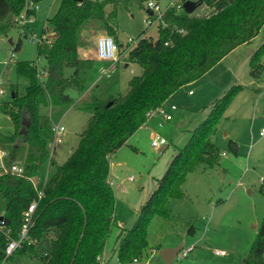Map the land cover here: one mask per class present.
I'll use <instances>...</instances> for the list:
<instances>
[{
	"label": "trees",
	"instance_id": "trees-1",
	"mask_svg": "<svg viewBox=\"0 0 264 264\" xmlns=\"http://www.w3.org/2000/svg\"><path fill=\"white\" fill-rule=\"evenodd\" d=\"M136 1L142 6L149 0ZM201 1L208 15L178 12L171 7L157 22L155 39L140 36L133 45L120 46L115 36V6L119 0H60L55 14L46 19L44 30L51 36L50 43L37 44V56L44 57L45 66L39 70L35 61H17L15 72L26 78L27 84L21 93L14 90L11 100L0 105V112L9 117L12 126L9 133L0 130V149L7 154L6 163H12L18 150L24 149L21 174L2 172L0 168V264L26 253L41 264H99L98 257L111 231L115 200L108 179L109 155L144 125L149 111L200 78L234 48L251 41L264 25V0ZM30 2L36 4L35 0H0V33H6L23 11L26 16L34 13ZM147 12L151 19L153 13ZM97 21L119 49L127 50L126 62L140 65L141 74L129 80L123 96H90V115L77 146L48 179L34 183L44 162L54 164L49 151L54 134L51 126L42 122L40 108L70 104L69 90L79 94L85 91L93 60L78 56V47L87 44L80 30ZM12 45L18 49L20 41ZM263 55L264 42L250 57V74L254 77L264 71ZM233 93L228 91L215 101L189 143L178 148L157 180L134 226L119 232L114 264H131L142 258L148 247L150 221L155 216H168L170 200L183 196L181 186L186 175L200 166L209 168L219 163V149L209 134ZM33 201L36 206L26 236L6 256L7 243L19 238L23 212ZM52 230L55 235L49 239V250L38 253L36 246ZM243 264H264V216Z\"/></svg>",
	"mask_w": 264,
	"mask_h": 264
},
{
	"label": "rangeland",
	"instance_id": "rangeland-1",
	"mask_svg": "<svg viewBox=\"0 0 264 264\" xmlns=\"http://www.w3.org/2000/svg\"><path fill=\"white\" fill-rule=\"evenodd\" d=\"M35 1V11L25 21V33L16 26V18L6 33H0V74L9 53H14V59L6 66L0 105L2 101L11 100L14 90L21 93L27 84V79L15 72L17 61H35L39 70L45 66L44 57L37 56V44L41 38L44 42L46 36L50 38L48 31L44 30L46 19L55 14L60 0ZM120 1L115 6V36L119 44L129 45V38L135 41L140 36L155 39L158 24L146 23V3L141 6L136 0ZM157 2L162 10L171 5L178 12L184 11L180 7L183 0ZM202 9L203 5H199L192 13ZM157 16L154 13V18ZM99 25L97 21L80 30L88 46L96 37L107 35ZM9 39L12 43L8 42ZM18 40L19 48L13 49L12 44ZM263 42L264 25L251 41L234 48L200 78L182 86L165 101V106L174 105L176 108L173 111L168 109L171 121L163 122L158 113L151 112L127 143L109 155V182L115 200L111 231L101 254V261L105 264L117 262L119 232L134 226L140 207L156 188L157 180L170 166L178 148L189 143L215 101L228 91L234 93L209 134L210 141L219 149V163L209 168L200 166L186 175L181 186L183 196L170 200L167 217H153L147 228L145 255L131 264H165L159 250L175 247L182 241L183 249H191L186 257L177 253L170 264L244 263L264 216V133L259 135L264 128V71L257 77L250 74V57ZM118 55L119 59L107 75L100 74L103 68H107L105 62L93 61L86 74L85 91L79 94L69 90L70 104L40 108L42 122L51 127L62 126L63 130L55 132L54 144L49 147L54 164L49 166V161L44 162L36 172L34 183L48 179L77 146L90 115V96L101 99L123 96L128 91L129 80L141 74L137 62H126L127 50L119 51ZM261 62L264 64V55ZM11 129L9 117L0 112V130L9 133ZM155 136L165 140L160 150L151 146ZM23 156L22 147L13 162L23 164ZM189 228L192 233H188ZM51 237L45 236L36 246L38 253L49 250ZM215 250L224 253L219 255ZM3 264L41 263L26 253L14 255Z\"/></svg>",
	"mask_w": 264,
	"mask_h": 264
},
{
	"label": "built area",
	"instance_id": "built-area-1",
	"mask_svg": "<svg viewBox=\"0 0 264 264\" xmlns=\"http://www.w3.org/2000/svg\"><path fill=\"white\" fill-rule=\"evenodd\" d=\"M30 7H33L34 9L36 8V4L33 5L32 2L29 3ZM146 9L150 12H152V19H145L146 23L149 25L155 24L157 23L163 13L167 10L170 9L172 6H168L165 9H161L160 5L158 3H156L154 0H149L146 2L145 4ZM182 5H180L181 7ZM182 8V7H181ZM154 13H156L158 16L156 18H154ZM193 14L195 15H208V12L205 10V8L203 7L202 11H198V12H194ZM156 16V15H155ZM26 13L25 11H23L19 17L16 18L15 20V24L17 27L20 28V32H26L25 31V27H26ZM28 21H31V19H28ZM27 29V28H26ZM50 35H48L49 37ZM43 38L40 39L39 43H46L49 44L51 41V36L49 39H47V36L45 38V42L42 40ZM128 44L129 46L133 45L136 40H132V39H128ZM14 49V48H13ZM119 45L113 40L112 37L104 35V36H99L96 40V56L104 61H109L111 62L110 66H108L107 68H103L100 72V74L104 75L106 73L109 74V72L113 69L114 67V63L119 59ZM14 59V53L11 51L7 57V60L4 61V67L2 69V72L0 74V95L4 94V88H3V83L5 81V75H7V70H6V66L8 61H12ZM107 75V74H106ZM189 93H191V91H189ZM168 109L170 111L175 110V106L171 105L169 106V108H167V106L164 105V103L160 106H158L157 108H155L152 111H149L147 113V117L149 116V114L151 112H156L158 113L163 122H167L170 121L172 119V115L171 113L168 111ZM53 134H55V132H60L63 130L62 126H58L55 125L53 127H51ZM264 133V128H261L259 135H263ZM54 144V142H53ZM165 144V140L159 136H155L153 137L152 141H151V146L160 150L161 147ZM6 156V152L0 149V168L2 172H8L11 174H15V175H19L22 173L23 171V165L19 164V163H15L12 162L10 164L5 162V157ZM41 191H38V197L41 196ZM36 206V201H33L31 204L28 205V207L25 209V211L23 212V223L21 226V230H20V234H19V238L18 239H9L6 249H5V254L6 256L11 255L14 250L16 248H18L20 246L21 241L25 238L26 236V232L28 229V226L31 223V219H32V214L34 212ZM191 249L190 248H182L178 253L181 254L180 256L182 257H186L188 254V251ZM216 254L222 255L224 252L223 251H219V250H215ZM99 260V264H105L104 261H101V256L98 257ZM139 259H134L133 262H138Z\"/></svg>",
	"mask_w": 264,
	"mask_h": 264
},
{
	"label": "water",
	"instance_id": "water-1",
	"mask_svg": "<svg viewBox=\"0 0 264 264\" xmlns=\"http://www.w3.org/2000/svg\"><path fill=\"white\" fill-rule=\"evenodd\" d=\"M77 1H80V0H77ZM201 4H202L201 0H197V1L185 0L182 3V8L186 13L190 14L195 10L197 6ZM8 42L12 43V40L9 39ZM11 97H13V92L11 94ZM183 246H184V241H182L180 244H178L175 247L162 248L159 250V256L165 264H170L176 257L177 253L183 248Z\"/></svg>",
	"mask_w": 264,
	"mask_h": 264
},
{
	"label": "crops",
	"instance_id": "crops-1",
	"mask_svg": "<svg viewBox=\"0 0 264 264\" xmlns=\"http://www.w3.org/2000/svg\"><path fill=\"white\" fill-rule=\"evenodd\" d=\"M31 31V33H33L34 31H33V29L32 30H30ZM28 32H29V30H28ZM97 38L98 37H96V39L95 40H92V41H90V45L88 46L87 44L86 45H84V46H82V47H78V50H77V53H78V56L79 57H81V58H88V59H92L93 61H99V60H101V59H99L97 56H96V40H97ZM92 44V45H91ZM88 46V48L86 49V48H84V47H87ZM120 46H122V45H120ZM119 46V47H120ZM119 51H122V49H119ZM102 61H104V60H101V61H99V62H101V63H104L105 62V64L107 65L106 67H108V66H110V64L111 63H109V61H104V62H102ZM165 103V102H164ZM167 108H169V107H167ZM172 120V119H171ZM170 120V121H171ZM168 122V121H167ZM7 155V154H6ZM5 158V162H6V156L4 157ZM108 179H109V176H108ZM33 180L35 181L36 179H35V177L33 178ZM52 236V237H54V235H55V231H50L46 236ZM51 237V238H52ZM106 262V261H105ZM107 263V262H106Z\"/></svg>",
	"mask_w": 264,
	"mask_h": 264
}]
</instances>
